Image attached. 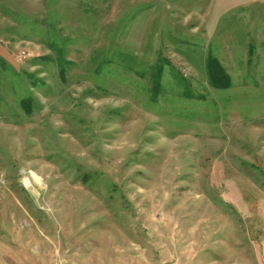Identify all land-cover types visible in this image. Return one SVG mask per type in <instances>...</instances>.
Instances as JSON below:
<instances>
[{"label":"rangeland","instance_id":"1","mask_svg":"<svg viewBox=\"0 0 264 264\" xmlns=\"http://www.w3.org/2000/svg\"><path fill=\"white\" fill-rule=\"evenodd\" d=\"M0 264H264V0H0Z\"/></svg>","mask_w":264,"mask_h":264},{"label":"trees","instance_id":"2","mask_svg":"<svg viewBox=\"0 0 264 264\" xmlns=\"http://www.w3.org/2000/svg\"><path fill=\"white\" fill-rule=\"evenodd\" d=\"M209 71H210V79H211V83L214 87L216 88H227L230 86V79L228 77V75L226 74L223 66L220 64V62L218 60H209ZM60 68H61V74L63 76L64 72V67H63V63L60 64ZM157 71L154 75V93L155 95H157L159 93L160 90V79H161V72L163 70V66L159 65L157 67ZM30 100L26 99L23 100L22 102V106L24 107V109L26 111H30Z\"/></svg>","mask_w":264,"mask_h":264},{"label":"bare ground","instance_id":"3","mask_svg":"<svg viewBox=\"0 0 264 264\" xmlns=\"http://www.w3.org/2000/svg\"><path fill=\"white\" fill-rule=\"evenodd\" d=\"M28 183V182H27ZM26 185H28V184H26Z\"/></svg>","mask_w":264,"mask_h":264}]
</instances>
